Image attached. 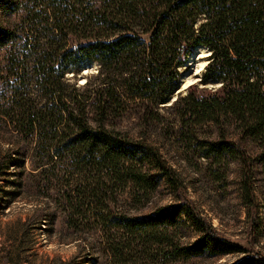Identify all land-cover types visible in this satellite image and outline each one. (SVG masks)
Wrapping results in <instances>:
<instances>
[{
	"label": "trees",
	"instance_id": "16d2710c",
	"mask_svg": "<svg viewBox=\"0 0 264 264\" xmlns=\"http://www.w3.org/2000/svg\"><path fill=\"white\" fill-rule=\"evenodd\" d=\"M2 7L21 15L12 27H0L8 76L0 120L20 141H34L42 166L37 175L49 173L46 164L72 161L77 178L64 186L69 218L88 216L104 233L117 235L120 241L109 244L110 264H130L135 252L172 260L245 253L196 209L152 136L166 122L170 138L210 164L238 160L248 224L257 227L264 0H6ZM198 48L207 50V63L199 82L172 105L174 127L162 110ZM94 63L97 73L83 86L67 78ZM129 117L137 119L136 135L120 126ZM6 153L16 155L12 148ZM12 166L1 154L0 179ZM162 180L171 204L147 214L116 209L114 188L130 189L132 203L124 208H132L148 201ZM184 222L198 233L196 241L175 240L173 230ZM232 264H264V257L243 256Z\"/></svg>",
	"mask_w": 264,
	"mask_h": 264
},
{
	"label": "rangeland",
	"instance_id": "374dc122",
	"mask_svg": "<svg viewBox=\"0 0 264 264\" xmlns=\"http://www.w3.org/2000/svg\"><path fill=\"white\" fill-rule=\"evenodd\" d=\"M0 0V27L9 28L21 15L18 11H5ZM23 1V0H17ZM199 49V48H198ZM198 49L183 69L179 89L173 98L163 107V112L175 125L172 105L180 96L187 94V88L199 82L201 72L196 68L199 63L206 65L207 50ZM197 52V53H196ZM205 53V54H204ZM6 51L0 49V91L8 80L5 65ZM85 70V69H84ZM77 75H67L71 83L83 86L87 78L97 73L94 63ZM192 80L187 86L185 82ZM120 125L124 130L136 135L137 119L125 118ZM175 127V126H174ZM171 126L160 124L153 138L162 149L168 162L173 166L186 186L185 195L191 199L196 209L210 223L217 233L232 242L243 246V254H227L219 257L201 256L186 260L164 259L160 255L133 253L128 259L130 264H232L243 256L264 257V173L255 163V196L257 202L258 225L250 229L247 219V207L240 191V163L230 160L227 164H210L200 158L179 140L170 138ZM12 148L15 154L8 157L6 150ZM34 141H20L17 132L9 123L0 120V155L6 163L13 166L0 179V264H110L109 244L119 242L117 235L103 232L98 221L88 216H72L73 211L67 206L65 188H70L77 178L72 161L46 164L45 172L37 175L41 160L33 151ZM252 151V150H251ZM38 169V170H36ZM78 178H81L78 176ZM70 184L69 187L65 185ZM130 189L124 191L114 188V196L121 208L132 214H147L160 206L172 203L173 195L165 180H162L148 201L124 208L132 201ZM114 210V209H113ZM72 212V213H71ZM72 218L75 220L70 221ZM69 221L71 222L69 224ZM175 240L192 243L198 233L188 222L174 229ZM121 244V243H120ZM128 247V243L125 245Z\"/></svg>",
	"mask_w": 264,
	"mask_h": 264
},
{
	"label": "bare ground",
	"instance_id": "6f19581e",
	"mask_svg": "<svg viewBox=\"0 0 264 264\" xmlns=\"http://www.w3.org/2000/svg\"><path fill=\"white\" fill-rule=\"evenodd\" d=\"M201 50H203V48H199L198 52L200 51V56H203V52H202ZM196 53H197V52H196ZM204 54H205V53H204ZM194 55H195V54H193V55L189 58V60H191V58H192ZM189 62H190V61H189ZM204 64H205V62H204V63H199V65H198L197 68H196L197 72L202 71V68L204 67ZM190 81H192V80H187V81L185 82V85H184V86H187V85L189 84Z\"/></svg>",
	"mask_w": 264,
	"mask_h": 264
},
{
	"label": "water",
	"instance_id": "95a60500",
	"mask_svg": "<svg viewBox=\"0 0 264 264\" xmlns=\"http://www.w3.org/2000/svg\"><path fill=\"white\" fill-rule=\"evenodd\" d=\"M197 80H200V78H199V79H197Z\"/></svg>",
	"mask_w": 264,
	"mask_h": 264
}]
</instances>
